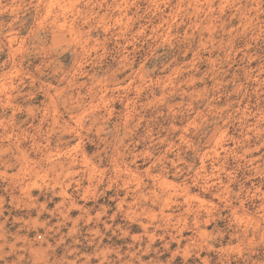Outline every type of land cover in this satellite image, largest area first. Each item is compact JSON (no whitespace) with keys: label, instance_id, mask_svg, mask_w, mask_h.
<instances>
[{"label":"rangeland","instance_id":"374dc122","mask_svg":"<svg viewBox=\"0 0 264 264\" xmlns=\"http://www.w3.org/2000/svg\"><path fill=\"white\" fill-rule=\"evenodd\" d=\"M0 264H264V0H0Z\"/></svg>","mask_w":264,"mask_h":264}]
</instances>
